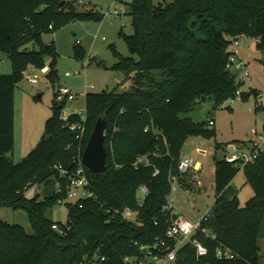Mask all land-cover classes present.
Masks as SVG:
<instances>
[{"label":"trees","instance_id":"1","mask_svg":"<svg viewBox=\"0 0 264 264\" xmlns=\"http://www.w3.org/2000/svg\"><path fill=\"white\" fill-rule=\"evenodd\" d=\"M75 2L0 0V54L12 61V72L0 73V206L25 210L34 230L29 233L20 224L0 220V264H132L127 258H145L142 248L165 237L178 217L168 207L172 177H179L181 188L191 186L188 176L181 178L179 170L187 140L217 135L210 122H196L188 115L204 97L220 107L243 85L237 81L238 74L226 67L234 39H261L258 48L264 50V0L127 2L134 33L121 32V37L131 56L113 46L118 59L113 69L124 75L125 82L131 80L132 86L88 92L85 115L70 117L72 124L85 129L84 134L83 129L72 130L64 122L66 100L59 102L55 90L46 139L15 162L9 154L15 143L18 83L29 65L43 68L48 59L49 80L55 83L58 78V51L54 41L45 43L44 34L77 20L105 18L100 11L76 12L72 9ZM29 43L31 47L26 46ZM76 57L82 59L84 51L77 49ZM103 115L108 119V169L96 173L86 166L97 199L86 200L80 207V202L66 201L69 176ZM147 154L153 166L136 167L138 158ZM215 162L216 200L205 227L217 240L198 232L194 238L208 247L209 255L199 256L193 243H187L179 249L174 264H263L264 152L244 167L225 158L216 157ZM57 166L69 174L63 177ZM156 168L160 174L155 177ZM240 171L254 189L244 205L232 186ZM42 183L45 194L27 196L31 187ZM143 185L149 194L142 202L138 192ZM100 203L121 210L131 208L140 221L112 218L100 209ZM58 205H66L69 211L67 222L72 228L67 234L53 228L55 223L67 228L51 218ZM221 243L237 256L219 258Z\"/></svg>","mask_w":264,"mask_h":264},{"label":"rangeland","instance_id":"2","mask_svg":"<svg viewBox=\"0 0 264 264\" xmlns=\"http://www.w3.org/2000/svg\"><path fill=\"white\" fill-rule=\"evenodd\" d=\"M154 1L159 4L173 0ZM127 2L129 0H76L73 7L70 6L76 12L100 11L105 14V18L102 21L95 18L77 20L60 26L53 33L44 34L45 43L54 41L58 51L56 61L58 78L55 83L49 80L48 59V65L43 68L29 65L18 83L15 91V143L13 151L9 154L15 162L24 159L42 141L46 132V122L53 115L55 90L58 92L59 102L66 100L62 113L64 119L66 116L71 117L72 114L81 115V111H85L88 92H102L116 87L127 90L132 86L131 80L125 82L124 75L113 69L118 62L113 46L122 55L131 56L126 41L121 37V32L126 35L134 33L132 17L126 12ZM115 11L122 14L118 16ZM242 38L244 39L241 41V57L246 60L250 73L240 81L243 83L240 87L243 93L242 100L234 103L227 100L217 108L215 102L209 100L198 104L188 115L196 122L209 123L214 120L216 124L211 127L217 132L213 139L192 136L187 140L183 152L190 155L194 163L200 161L203 165V170L199 173L201 184L193 182L195 173L192 168L188 174L190 188H181L179 185L168 198L169 208L191 220L202 216L216 200L213 171L215 158L224 159L228 155L229 145H236L239 151L250 152L253 143L249 134L254 128L260 131L264 129V108L257 109V106H264V50L258 48L256 39ZM26 46L31 47L32 43ZM77 49L84 51L82 59L76 57ZM10 72L12 61L6 55L0 54V73ZM36 73L40 77L37 83L32 84L28 79ZM67 73L71 75L67 76ZM237 81L239 82V79ZM253 90H257L258 95L250 94ZM70 95L74 98L71 99ZM64 122L66 123L65 120ZM232 186L237 191L242 205L254 195V189L247 183L243 171L236 176ZM44 189L45 183L34 185L27 192V196L45 194ZM55 189H58V186ZM68 214L66 205H58L52 211L51 218L66 222ZM0 220L20 224L29 233L34 232L25 210L0 206ZM261 244L264 250L263 240Z\"/></svg>","mask_w":264,"mask_h":264},{"label":"built area","instance_id":"3","mask_svg":"<svg viewBox=\"0 0 264 264\" xmlns=\"http://www.w3.org/2000/svg\"><path fill=\"white\" fill-rule=\"evenodd\" d=\"M132 0H129V2ZM127 8V5H126ZM127 12V10H126ZM115 13L120 16L122 13L119 11H115ZM52 28V26H51ZM244 38L234 39L231 45V53L227 62V69L229 71L235 72L239 76V81H243V78L248 77L250 75L247 69V62L245 59L241 57V41ZM261 39H257L260 42ZM80 74V72H77ZM70 76V73L66 74ZM39 74H35L34 76L29 77V82L35 84L38 82ZM242 91L240 88L237 89L234 96L228 99L230 102L234 103L237 100H242ZM70 98L73 99L74 96L70 95ZM62 97H60V100ZM81 115H85V111H81ZM69 128L72 130L83 129L80 125L72 124L70 122V116H66L64 118ZM215 121H210V126H215ZM85 129H83L84 134ZM148 131V129H146ZM250 138H252L251 142L253 143V148L250 152L239 151L237 147H234V152L228 153L225 157L226 161L229 163H234L244 167L246 164L254 162L259 158V156L264 152V129L262 131L254 128L252 132L249 134ZM136 167L140 166H153V163L150 159V156L144 155L140 156L135 163ZM193 165V159L190 155H183L180 160L179 170L181 173V178L188 176L191 172ZM57 168L61 171V175L66 177L69 174V171L64 169L62 166H57ZM203 166L200 165L197 169V172L202 171ZM160 174V169L156 168L154 172V176H158ZM172 186L173 189L179 187V177H172ZM193 182L200 183L199 174H195L193 177ZM70 191L68 195V199L66 201H75L80 202V207H83L84 201L86 200H96L97 196L95 192L92 190V181L89 176V172L86 168L85 163L83 162V158L79 159L76 170L70 174ZM149 194V188L146 185L140 187L138 192V198L142 202L145 200L146 196ZM65 202V201H64ZM214 204V203H213ZM213 204L209 207V209L196 220H191L184 215H178V217L173 221L172 225L169 227L167 234L165 237H157L155 243L153 245L144 246L142 249L145 250V258L139 261H135V259L127 258L128 261L132 262V264H153V263H165L172 262L174 263L177 259L178 251L181 247H183L187 243H193L196 247L199 256H208L209 249L208 247L198 240L194 238L198 232L204 233L208 238L213 240H217V235L212 233L208 228L205 227V224L210 220L213 212ZM100 209L111 216L112 218L116 216H120L127 221L137 222L140 221L137 213L133 211L131 208H126L124 210L110 207L104 203H100ZM67 226L66 229L62 228L58 223L53 225L55 230L61 231L63 234H67L69 230H71L72 225L67 221L64 222ZM158 224V221L155 222ZM174 243L173 245L171 243ZM217 256L221 259H234L237 254L236 252L226 246L225 244H219L217 248Z\"/></svg>","mask_w":264,"mask_h":264},{"label":"water","instance_id":"4","mask_svg":"<svg viewBox=\"0 0 264 264\" xmlns=\"http://www.w3.org/2000/svg\"><path fill=\"white\" fill-rule=\"evenodd\" d=\"M250 94L258 95V91L253 90ZM39 97H42V95H39ZM203 101L206 102V97L203 98ZM107 125V116H101L95 125L94 131L90 136V139L83 154V162L85 163V165L90 170L96 173H104L108 169V151L106 147ZM45 139L46 137L44 136L42 141H44ZM229 152H234V146L230 147Z\"/></svg>","mask_w":264,"mask_h":264},{"label":"crops","instance_id":"5","mask_svg":"<svg viewBox=\"0 0 264 264\" xmlns=\"http://www.w3.org/2000/svg\"><path fill=\"white\" fill-rule=\"evenodd\" d=\"M256 91H257V90H256ZM231 146L237 147L236 145H229V147H228V153H229V149H230ZM182 154H183V155H186V153H184V152H182ZM193 165H194V167H193V172H194L195 174H199V173L202 172V171L197 172V169L199 168V166L202 165L200 161H196V162L194 163V160H193ZM202 166H203V165H202ZM213 171H214V181H215L216 164H215V166L213 167ZM200 184H201V181H200Z\"/></svg>","mask_w":264,"mask_h":264}]
</instances>
